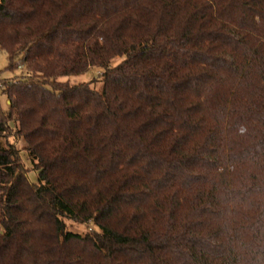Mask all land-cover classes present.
Wrapping results in <instances>:
<instances>
[{
	"label": "trees",
	"instance_id": "obj_1",
	"mask_svg": "<svg viewBox=\"0 0 264 264\" xmlns=\"http://www.w3.org/2000/svg\"><path fill=\"white\" fill-rule=\"evenodd\" d=\"M0 50V264H264V0H0Z\"/></svg>",
	"mask_w": 264,
	"mask_h": 264
},
{
	"label": "rangeland",
	"instance_id": "obj_2",
	"mask_svg": "<svg viewBox=\"0 0 264 264\" xmlns=\"http://www.w3.org/2000/svg\"><path fill=\"white\" fill-rule=\"evenodd\" d=\"M122 58L114 59L110 65H115L118 63ZM8 64L7 55L4 51L0 50V79H15L16 77H21L24 75L23 69H18L16 71H8L5 70V67ZM103 70L97 67H90L85 73L80 75H71V76H64L60 77L62 81H67L70 84H78V83H89L91 87L100 88L101 86V74ZM1 105L4 109H7L8 100L5 95L0 96ZM10 141L14 142L18 148L21 149V159L23 165L28 170V176L31 181H36V172L33 170L31 160L25 150L22 148L24 147V140L15 135L14 133L10 137ZM66 229L69 231H73L79 233L81 235H85L95 230H99L93 223L91 222H77L68 217H62Z\"/></svg>",
	"mask_w": 264,
	"mask_h": 264
}]
</instances>
